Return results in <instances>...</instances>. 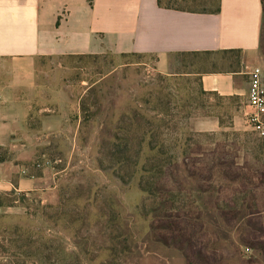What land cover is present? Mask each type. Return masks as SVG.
I'll list each match as a JSON object with an SVG mask.
<instances>
[{"label":"rangeland","instance_id":"obj_1","mask_svg":"<svg viewBox=\"0 0 264 264\" xmlns=\"http://www.w3.org/2000/svg\"><path fill=\"white\" fill-rule=\"evenodd\" d=\"M238 61L264 68V37L259 52L238 59L175 56L167 74L149 55L42 60L20 142L1 152L36 187L0 192V264H188L159 238L175 215L184 219L178 233L208 245L212 264H264V143L239 99L200 86V74ZM122 139L138 169L157 150L150 143L171 147L158 197L141 188L140 171L128 184L116 176L108 152Z\"/></svg>","mask_w":264,"mask_h":264},{"label":"crops","instance_id":"obj_2","mask_svg":"<svg viewBox=\"0 0 264 264\" xmlns=\"http://www.w3.org/2000/svg\"><path fill=\"white\" fill-rule=\"evenodd\" d=\"M263 37L264 0H220L217 13L166 9L158 0H0V61L7 67L0 76V192L36 187L17 162L1 161V151L20 142L42 60L142 54L155 57L157 70L167 74L175 56L257 53ZM244 63L235 72L202 73L200 83L205 92L239 99L245 120L250 71Z\"/></svg>","mask_w":264,"mask_h":264},{"label":"trees","instance_id":"obj_3","mask_svg":"<svg viewBox=\"0 0 264 264\" xmlns=\"http://www.w3.org/2000/svg\"><path fill=\"white\" fill-rule=\"evenodd\" d=\"M183 5H179L178 0H158V4L160 7L166 9H174V10H181L187 12H195V13H217L220 10V0H217V6L215 9L208 10L207 5H211L215 0H181ZM194 6L196 9H191L189 6ZM199 7H203V9H197ZM241 54L240 50H228V51H221V52H204V53H194L191 54L193 56L204 55V56H216L221 55L223 57L226 56H235L238 59L239 55ZM122 55H138L141 56L142 54H122ZM80 56V55H79ZM81 56H94V55H81ZM240 61L237 62V67L234 69H230L228 71L235 72L240 65ZM230 68V67H229ZM208 72H226L223 70H213ZM205 73V72H204ZM201 86V83H200ZM202 88V87H201ZM203 89V88H202ZM204 91V90H203ZM208 94L217 95L216 93L205 92ZM218 96V95H217ZM220 97V96H219ZM260 140L264 143V140L260 138ZM152 142V141H151ZM152 150H157L155 154L146 158L144 164L140 169H138V158L133 156V147L131 142L128 139H122L118 143L113 144L112 149L108 152V158L110 159V163H114L118 168L115 170L116 176L125 184H128L135 174L140 171V186L144 190V192L149 196L156 197V191L153 192L155 189L159 187L160 181L166 174V168L171 165L173 160V155H170L168 150L171 148L170 146H158V144L153 145L150 143ZM4 149H2L3 151ZM1 151V152H2ZM140 150L136 152L139 154ZM1 157V161H2ZM15 192V190L11 192H6V194H10ZM167 196V195H166ZM165 196V197H166ZM158 197V196H157ZM164 197V194L162 195ZM174 200V196H173ZM176 200V198H175ZM177 201V200H176ZM158 209V207L156 208ZM182 215H175V216H165L166 221L160 223L157 228L162 229V231H168L167 234L164 232L159 233V238L161 241L168 245L173 246L179 249H182L186 252L187 262L188 264H212V261H216L214 255L209 252L208 245L203 246L200 245L196 247L191 242V240L187 237H183L182 234L178 233V230H181V222ZM168 220V221H167ZM179 220V222H177ZM209 242V241H208Z\"/></svg>","mask_w":264,"mask_h":264},{"label":"built area","instance_id":"obj_4","mask_svg":"<svg viewBox=\"0 0 264 264\" xmlns=\"http://www.w3.org/2000/svg\"><path fill=\"white\" fill-rule=\"evenodd\" d=\"M248 77L245 122L264 140V68L254 67Z\"/></svg>","mask_w":264,"mask_h":264}]
</instances>
